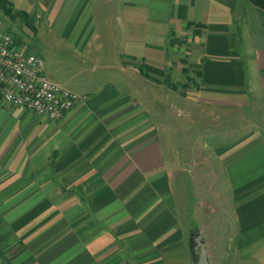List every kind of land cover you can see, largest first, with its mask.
Returning <instances> with one entry per match:
<instances>
[{"label": "crops", "instance_id": "crops-1", "mask_svg": "<svg viewBox=\"0 0 264 264\" xmlns=\"http://www.w3.org/2000/svg\"><path fill=\"white\" fill-rule=\"evenodd\" d=\"M34 1L33 52L81 101L51 121L0 100V264H190L195 232L209 264H264V10Z\"/></svg>", "mask_w": 264, "mask_h": 264}, {"label": "built area", "instance_id": "built-area-1", "mask_svg": "<svg viewBox=\"0 0 264 264\" xmlns=\"http://www.w3.org/2000/svg\"><path fill=\"white\" fill-rule=\"evenodd\" d=\"M0 100L12 108L55 121L81 97L48 80L43 61L35 54L24 53L13 36L0 28Z\"/></svg>", "mask_w": 264, "mask_h": 264}, {"label": "rangeland", "instance_id": "rangeland-1", "mask_svg": "<svg viewBox=\"0 0 264 264\" xmlns=\"http://www.w3.org/2000/svg\"><path fill=\"white\" fill-rule=\"evenodd\" d=\"M11 6H13L12 12L8 15L6 14V10L0 6V28H2L5 32L9 33L13 36L14 40L17 41V44L20 45L21 50L24 51V53H32L34 54V49H39L40 51L45 49V46L48 45L47 36L45 35V32L42 31V28L39 27L37 24V30H33L29 27L28 21L26 22V19L20 15V13H23L25 11L28 12L27 8L28 4H33L34 0H7ZM107 0H92V5L87 9V11L94 14L95 17L99 18H109L112 16V7L113 4H116L114 1L117 0H109L108 4H106ZM31 15V14H30ZM28 17V16H27ZM94 17V18H95ZM36 22V21H34ZM90 27V26H89ZM98 27H92V36L90 37V40L87 43H90V45H100V47L103 50H109L110 44H108L107 40H102V42H96L94 40V34L98 32ZM102 35L106 39V32L103 30ZM104 39V38H103ZM186 45L183 44L181 46V49H184ZM18 46V45H17ZM51 52V51H50ZM40 53V52H39ZM53 53V52H52ZM182 91V89H179ZM174 140V144H178L181 150L183 147H190V137H183L178 134V136L172 137ZM171 138V139H172ZM189 145V146H188ZM182 151V150H181ZM182 155V153H181ZM189 161V160H188ZM182 190H188V193L180 194L178 192H181ZM180 189H177L176 196L181 201L183 207H184V214L188 212V205L190 207V203H188V198L190 200V185L184 184Z\"/></svg>", "mask_w": 264, "mask_h": 264}, {"label": "water", "instance_id": "water-1", "mask_svg": "<svg viewBox=\"0 0 264 264\" xmlns=\"http://www.w3.org/2000/svg\"><path fill=\"white\" fill-rule=\"evenodd\" d=\"M191 244L192 261L190 264H209L203 238L198 233L189 235Z\"/></svg>", "mask_w": 264, "mask_h": 264}, {"label": "trees", "instance_id": "trees-1", "mask_svg": "<svg viewBox=\"0 0 264 264\" xmlns=\"http://www.w3.org/2000/svg\"><path fill=\"white\" fill-rule=\"evenodd\" d=\"M251 4L258 7L259 9L264 10V0H249ZM0 6L3 7L6 10V14H10L13 10V6L10 5V3L7 0H0ZM27 22V14L26 13H20Z\"/></svg>", "mask_w": 264, "mask_h": 264}]
</instances>
